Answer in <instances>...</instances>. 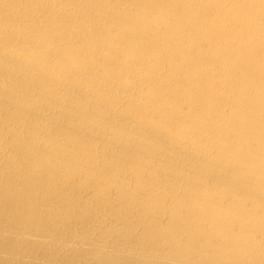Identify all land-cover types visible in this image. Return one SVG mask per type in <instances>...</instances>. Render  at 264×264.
I'll list each match as a JSON object with an SVG mask.
<instances>
[{
	"label": "bare ground",
	"instance_id": "obj_1",
	"mask_svg": "<svg viewBox=\"0 0 264 264\" xmlns=\"http://www.w3.org/2000/svg\"><path fill=\"white\" fill-rule=\"evenodd\" d=\"M0 264H264V0H0Z\"/></svg>",
	"mask_w": 264,
	"mask_h": 264
}]
</instances>
